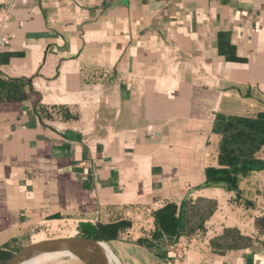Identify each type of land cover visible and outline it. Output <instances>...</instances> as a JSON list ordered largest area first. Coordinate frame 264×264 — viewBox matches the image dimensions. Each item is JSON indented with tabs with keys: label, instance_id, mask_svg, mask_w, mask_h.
Segmentation results:
<instances>
[{
	"label": "crops",
	"instance_id": "1",
	"mask_svg": "<svg viewBox=\"0 0 264 264\" xmlns=\"http://www.w3.org/2000/svg\"><path fill=\"white\" fill-rule=\"evenodd\" d=\"M0 79V248L129 217L98 241L116 264H264V171L205 176L215 116L264 111V0H0ZM189 198L215 203L203 227L137 242ZM227 229L251 241L213 247Z\"/></svg>",
	"mask_w": 264,
	"mask_h": 264
},
{
	"label": "trees",
	"instance_id": "2",
	"mask_svg": "<svg viewBox=\"0 0 264 264\" xmlns=\"http://www.w3.org/2000/svg\"><path fill=\"white\" fill-rule=\"evenodd\" d=\"M18 81L0 79V91H5L7 97H15L19 91ZM213 132L219 137L217 162L216 165L206 167V183H222L227 188L236 190L240 176H246L252 171H264V158L259 155L264 147V111L248 115L217 114ZM214 206V201L203 198L185 199L180 204L168 201L153 211L152 227L143 226V234L137 242L160 255L163 243L173 242L180 235L203 227ZM135 224L129 217L94 224L83 221L79 223L78 231L81 236L106 241L129 232ZM255 226L260 234H264V214L255 219ZM249 241L250 238L237 230L227 229L212 241V245L215 248L229 249L240 247ZM16 250V247L11 246L0 248V264H5Z\"/></svg>",
	"mask_w": 264,
	"mask_h": 264
},
{
	"label": "water",
	"instance_id": "3",
	"mask_svg": "<svg viewBox=\"0 0 264 264\" xmlns=\"http://www.w3.org/2000/svg\"><path fill=\"white\" fill-rule=\"evenodd\" d=\"M98 246L97 240L81 235L49 236L23 245L13 253L5 264H20L26 259L52 251L65 252L82 264H105Z\"/></svg>",
	"mask_w": 264,
	"mask_h": 264
},
{
	"label": "rangeland",
	"instance_id": "4",
	"mask_svg": "<svg viewBox=\"0 0 264 264\" xmlns=\"http://www.w3.org/2000/svg\"><path fill=\"white\" fill-rule=\"evenodd\" d=\"M262 156H264V151L262 152ZM144 219L145 218H141V219H137L136 221H137V223H139V222L144 223V222H142ZM58 233L65 234V235H74V231L71 230L70 228H68V229L66 228V229H64V231L58 230ZM67 256L68 255L65 252H52V253H48V254L39 256L33 260L40 259L41 260L40 264H56V263L61 264V262L63 260H66L68 258ZM69 256H71V255H69Z\"/></svg>",
	"mask_w": 264,
	"mask_h": 264
},
{
	"label": "bare ground",
	"instance_id": "5",
	"mask_svg": "<svg viewBox=\"0 0 264 264\" xmlns=\"http://www.w3.org/2000/svg\"><path fill=\"white\" fill-rule=\"evenodd\" d=\"M98 247L102 253L105 264H116V259L113 255V253L104 243L103 244L100 243ZM52 252H61V251H52ZM52 252H46V253L36 255L33 258L26 259V260L22 261L20 264H40L41 263L40 259H36V260H33V259H35L39 256H42V255L48 254V253H52ZM56 264H58V263H56Z\"/></svg>",
	"mask_w": 264,
	"mask_h": 264
}]
</instances>
